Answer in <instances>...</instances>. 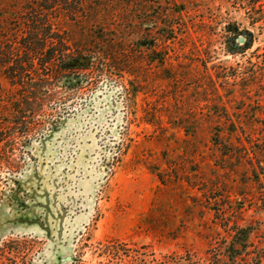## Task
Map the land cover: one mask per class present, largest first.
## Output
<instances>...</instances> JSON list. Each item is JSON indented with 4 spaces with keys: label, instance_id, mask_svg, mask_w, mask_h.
Segmentation results:
<instances>
[{
    "label": "rangeland",
    "instance_id": "374dc122",
    "mask_svg": "<svg viewBox=\"0 0 264 264\" xmlns=\"http://www.w3.org/2000/svg\"><path fill=\"white\" fill-rule=\"evenodd\" d=\"M40 2L0 0V27ZM101 4L53 15L90 50L86 83L56 84L43 137L0 144V264H205L217 220L261 246L264 212L239 194L264 162V0Z\"/></svg>",
    "mask_w": 264,
    "mask_h": 264
},
{
    "label": "trees",
    "instance_id": "16d2710c",
    "mask_svg": "<svg viewBox=\"0 0 264 264\" xmlns=\"http://www.w3.org/2000/svg\"><path fill=\"white\" fill-rule=\"evenodd\" d=\"M52 1L54 7H44L51 0H41L36 9L24 8L22 17L8 12L2 16L9 24L0 27V94L3 88L1 79L11 87L8 97L0 96L2 151L24 147L41 136L45 124L33 120L57 95L53 91L55 86L65 83L68 89H74L88 79L86 75L78 77L75 73L85 70L86 59L82 55H87L90 50L79 51V46L73 44L63 31L54 28L53 15L63 10L76 19L84 18V14L94 16L105 0H77L75 6L69 5L68 0ZM117 1L121 6L133 3V0ZM67 6L70 8H63ZM114 37L102 52L109 59L120 49L121 40L116 35ZM50 68L52 72L46 73L45 70ZM73 80H76L75 84ZM242 177L240 188L244 192L239 195L246 201L248 194L245 191L250 187L249 202L264 212V162L251 163L250 170L243 172ZM214 225L215 242L208 250L205 264H264V242H260L261 246L252 242V228L241 227L230 220H217Z\"/></svg>",
    "mask_w": 264,
    "mask_h": 264
},
{
    "label": "water",
    "instance_id": "95a60500",
    "mask_svg": "<svg viewBox=\"0 0 264 264\" xmlns=\"http://www.w3.org/2000/svg\"><path fill=\"white\" fill-rule=\"evenodd\" d=\"M243 41H244V39H243V38H240L239 42H241V43H242Z\"/></svg>",
    "mask_w": 264,
    "mask_h": 264
}]
</instances>
